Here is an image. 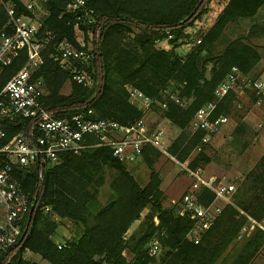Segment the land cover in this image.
Here are the masks:
<instances>
[{"label": "trees", "instance_id": "trees-1", "mask_svg": "<svg viewBox=\"0 0 264 264\" xmlns=\"http://www.w3.org/2000/svg\"><path fill=\"white\" fill-rule=\"evenodd\" d=\"M0 1L12 6L16 18L30 16L20 0ZM37 1L43 2L40 3L48 13L37 34L38 39L48 40L37 76L43 84V105L58 115L74 114L88 107L96 118L129 127L141 118V113L128 101L127 89L134 88L165 104V109L154 105L152 111H161V118L182 131L187 129L194 113L212 100L213 91L232 68L255 78L250 75L258 62L254 47L235 39L216 57L210 56V49L221 41L227 24L253 18L264 0H228L210 28L197 34L200 43L185 56L174 52L176 43L188 37L183 31L205 14L211 0H86V8L95 18L90 29L94 34L98 32L92 67L86 70L93 88L75 84L48 58L55 43L66 39L75 44L71 23L68 24L70 16L59 18L71 0ZM6 22L7 14L0 4V29ZM166 31L172 36L168 41L172 48H156L155 42L165 39ZM23 62L21 54L2 69L0 89ZM67 82H70V92L64 95L62 90ZM167 88L185 102L184 108L162 95ZM235 98L234 92L229 94L218 107L217 114L227 116V107L235 103ZM28 124L24 121L4 125L7 139L26 133ZM186 139L176 138L168 148L179 161L187 158L188 151L197 142L195 139L186 142ZM204 148L189 161L190 168L208 163ZM158 156L157 151L145 148L141 160L151 171ZM103 166L112 171L108 183L110 198L96 207L93 188L103 183L98 174ZM39 169L41 180L37 178ZM96 174L98 178L94 181ZM15 179L21 189L29 193L28 231L22 248L38 255L43 264H151L146 246L152 239L158 241L161 249L158 264H249L259 251H264V233L260 229L254 228L247 237H240L247 223L246 216L257 222L264 219V154L235 188L232 205L223 207L197 242L187 237L193 221L178 215L175 206L163 205L158 175L151 172L148 183L141 187L126 166L112 158L109 148H96L80 155L63 154L56 165L37 164L16 170ZM197 197L203 206L213 200V195L205 189ZM44 208L49 209L47 214H43ZM145 209L148 210L145 219L126 237ZM52 217L69 221L77 233L75 239L61 243L60 249L53 240L57 225ZM154 218L157 225H154ZM239 241L243 244L235 249ZM123 253L133 257L132 260H127ZM0 264H4L1 259ZM11 264L38 263L24 260L18 253Z\"/></svg>", "mask_w": 264, "mask_h": 264}, {"label": "built area", "instance_id": "built-area-1", "mask_svg": "<svg viewBox=\"0 0 264 264\" xmlns=\"http://www.w3.org/2000/svg\"><path fill=\"white\" fill-rule=\"evenodd\" d=\"M21 2L30 16L16 18L12 6L0 1L7 14V22L0 29V73L21 54L24 56L22 66L0 89V259L4 264H11L18 253L24 260L32 256L22 248L28 231L29 193L24 192L16 181V170L37 164L56 165L63 154L80 155L96 148H109L112 158L126 167L140 160L145 148L153 149L169 159L194 182L192 190L171 204L177 208L178 215H185L193 221L191 232L207 231L223 207L232 205L236 183L227 182L224 178H203L199 168L192 169L186 160L179 161L176 155L170 154V145L165 143V131L161 125L149 129L143 120L154 105L165 109V104L146 97L134 88L127 89L128 101L141 113V118L129 127H122L109 119L96 118L93 110L88 107L66 115L47 110L42 103L43 84L37 74L44 62L43 51L48 40L37 38L42 21L33 19V13L37 11L35 6ZM47 15V12L44 13L43 19ZM64 16L71 18L68 24L71 23L75 44L66 39L55 43L48 58L57 63L72 82L93 88L92 79L86 71L92 67L94 43L98 39V32L94 34L90 29L95 23L93 13L86 8V0H71L59 18ZM164 34L165 39L155 42L156 48L169 47L168 41L172 36L169 31ZM199 43L200 39H197L195 45ZM243 91L248 92V101H251L252 106L259 108L264 102V74L252 79L236 68L231 69L213 91L212 100L201 106L188 124L186 142L197 140L192 153H201L212 137L228 124L227 116L217 114L220 104L232 92L237 97ZM162 95L179 107H185V102L171 93L169 88L163 90ZM241 106L240 102L235 103L237 109H241ZM24 121L29 122L26 133L8 140L4 125ZM41 177L39 169L38 180ZM203 189L213 195V200L207 206L200 204L197 197ZM44 210L47 212L49 209ZM246 218L247 223L241 229L240 237L244 234L248 236L254 228L264 233V219L257 222ZM154 225H157L156 218ZM57 247L60 249L62 245L58 244ZM160 252L156 239L148 242V257H157Z\"/></svg>", "mask_w": 264, "mask_h": 264}, {"label": "rangeland", "instance_id": "rangeland-1", "mask_svg": "<svg viewBox=\"0 0 264 264\" xmlns=\"http://www.w3.org/2000/svg\"><path fill=\"white\" fill-rule=\"evenodd\" d=\"M21 1L26 4H33L37 9V11L33 13V19L42 21L43 15L46 12L45 7L41 4L43 2L37 0ZM227 2L228 0H211L205 8V14L183 31V35H187L188 37L178 40L174 52L180 56H185L189 51L194 49L195 41L198 38L197 34L205 33L210 28ZM134 32L136 31L134 30ZM235 39L244 41L246 44L254 47L257 52L258 62L250 71V75L253 77L263 75L264 5L257 11L253 18L227 24L221 41L217 42L210 49V56L216 57L220 55L226 44ZM171 48V46L166 47V50ZM208 76L209 68H207L206 71V77ZM68 92H70V82H67L64 86L62 94L66 95ZM248 99V92L246 93L243 91L237 94L234 101L235 103H237L236 101L241 103V109H237L234 106L235 103L232 102L227 107L228 110L226 115L228 118V124L223 127L220 133L213 136L209 145L204 148V154L208 158V163L198 164V168L202 172L203 178H224L227 182L236 183V187H238L246 177L247 173L253 169L264 154V120H262V117L264 116V102L259 108H254L251 101H248ZM158 112L156 109H153L152 113L146 117L145 121L147 127L153 129L160 124L165 131V143L167 145H170L176 138H181V140L184 138L185 140V137L188 136V130L184 129L180 131L171 126L169 122L160 117L161 111ZM194 157L195 154L192 153V149H190L185 160L189 163ZM150 158H153V155H150ZM141 159L126 168L141 187H144L148 183L151 172L156 173L160 179L159 188L164 195L163 205L165 207L169 208L173 206L171 204L172 202L179 201L183 194L193 189L194 182L182 174L176 165L163 155L159 154V156L154 159L151 171ZM98 174L102 177L103 183L99 188H93L96 190V196L93 202L96 207L104 205L110 198L108 183L112 171L103 166ZM97 178L98 175L96 174L94 181H96ZM43 214H47V212L44 210ZM147 214V209L142 211L139 220L135 221L127 231L125 235L126 237L138 229ZM51 219L57 225L56 230L53 232V240L57 245L64 241L68 242L77 237V233L72 223L69 221H60L56 217H52ZM203 234L204 233L197 231L190 232L187 237L191 240H194L195 238L199 240ZM242 236L247 237L246 234ZM242 236L241 238H243ZM242 244L243 241L237 242L235 244V249ZM123 256L129 261L133 258L127 253H123ZM28 258L29 261L38 264L44 263L38 255H32ZM148 258L152 259L151 264H158L161 261L160 254L157 257ZM249 264H264V251H259Z\"/></svg>", "mask_w": 264, "mask_h": 264}, {"label": "crops", "instance_id": "crops-1", "mask_svg": "<svg viewBox=\"0 0 264 264\" xmlns=\"http://www.w3.org/2000/svg\"><path fill=\"white\" fill-rule=\"evenodd\" d=\"M46 12H47V11H46ZM46 12H45V13H46ZM68 93H69V92H68ZM68 93H67V94H68ZM67 94H66V95H67ZM150 113H152V110H151L150 112L146 113V114L144 115V117H143L144 123H145L146 125H147V123H146L145 119H146V117H147Z\"/></svg>", "mask_w": 264, "mask_h": 264}, {"label": "water", "instance_id": "water-1", "mask_svg": "<svg viewBox=\"0 0 264 264\" xmlns=\"http://www.w3.org/2000/svg\"><path fill=\"white\" fill-rule=\"evenodd\" d=\"M32 210H33V209L30 210V214L32 213Z\"/></svg>", "mask_w": 264, "mask_h": 264}]
</instances>
